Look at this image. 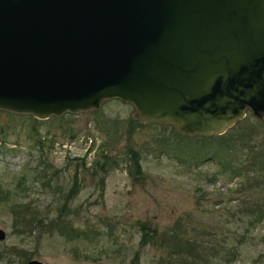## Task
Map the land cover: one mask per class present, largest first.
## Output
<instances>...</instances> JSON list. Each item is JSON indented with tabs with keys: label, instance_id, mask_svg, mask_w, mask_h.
Wrapping results in <instances>:
<instances>
[{
	"label": "rangeland",
	"instance_id": "1",
	"mask_svg": "<svg viewBox=\"0 0 264 264\" xmlns=\"http://www.w3.org/2000/svg\"><path fill=\"white\" fill-rule=\"evenodd\" d=\"M134 112L133 104L117 97L98 109L47 118L0 108V264H26L30 258L130 264L134 253L139 264H172L165 241L172 231L199 240V264H264V218L247 230L237 213L256 201V192H234L240 176L219 171L210 158L192 164L167 146L200 145L199 138H183L170 123L141 122ZM241 120L237 128L249 126L254 138L264 137L263 119L247 111ZM128 147L139 152L140 175ZM103 149L107 171L100 167ZM74 177L78 191L62 211L61 194ZM17 204L29 206L43 223L25 224ZM60 213L51 226L48 220ZM138 221L156 228L154 243H140ZM220 249L222 256L215 257Z\"/></svg>",
	"mask_w": 264,
	"mask_h": 264
},
{
	"label": "water",
	"instance_id": "2",
	"mask_svg": "<svg viewBox=\"0 0 264 264\" xmlns=\"http://www.w3.org/2000/svg\"><path fill=\"white\" fill-rule=\"evenodd\" d=\"M113 97L184 135L264 120V0H0V108L47 118Z\"/></svg>",
	"mask_w": 264,
	"mask_h": 264
},
{
	"label": "trees",
	"instance_id": "3",
	"mask_svg": "<svg viewBox=\"0 0 264 264\" xmlns=\"http://www.w3.org/2000/svg\"><path fill=\"white\" fill-rule=\"evenodd\" d=\"M241 122V119L237 120L233 126L222 134H194L193 136L195 138L200 139V145L184 142L175 144V142L167 140H165V142H168H166L168 148L170 147L180 154L181 159L186 157L188 160H192V164L197 165L205 159L210 158L219 164L221 169L219 171L228 173L231 178L240 176L239 188L234 189V192L238 191L240 193L242 190L248 188L253 190L252 193L256 192V201L250 202L244 208L237 211L239 219L246 221L247 229L264 218V137L254 138L252 135V128L249 126L246 128H237L236 125L241 124ZM136 123L139 124L140 122L136 121ZM177 133L183 138L188 137L180 132ZM36 144L39 145L40 148L44 147L43 140L41 139L36 140ZM127 153L133 161L134 172L139 175L142 174L139 152L132 147H128ZM101 156L104 161L100 164V167L104 168L103 165L108 162L109 155L103 149ZM41 159V163H44V159ZM96 163H98L97 160ZM104 170L107 171V168H104ZM49 181L50 179L48 178L47 182ZM76 181L77 178L74 177V181L69 189L61 194L64 203L62 205V211L65 210L67 201L71 200L78 191ZM56 189L58 191L57 186ZM17 207V213L20 214L22 212L25 224H30L32 221L34 222V220L36 221L35 223H43L44 218H39L37 213L31 210L29 206L24 205L21 207L17 204ZM46 218H48V215ZM59 220H61V213L58 217L49 219L48 221H50L51 226H53L56 225ZM137 224L141 230L140 243L146 244L149 241L154 243V235L157 233L156 228H151L144 221H138ZM165 241L169 242L172 247L169 253L170 263L199 264L201 262V255L199 250H197L199 247V240L195 236H188L172 231L171 234L166 235ZM214 256L221 257L222 249L217 250ZM227 261H229V259ZM129 262L130 264H139L138 253H134Z\"/></svg>",
	"mask_w": 264,
	"mask_h": 264
}]
</instances>
